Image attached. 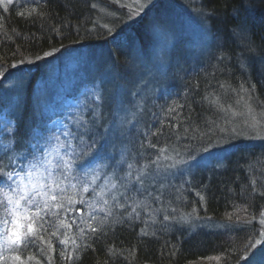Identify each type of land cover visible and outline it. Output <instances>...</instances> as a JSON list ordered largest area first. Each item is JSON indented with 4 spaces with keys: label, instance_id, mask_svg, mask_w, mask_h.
I'll list each match as a JSON object with an SVG mask.
<instances>
[{
    "label": "trees",
    "instance_id": "trees-1",
    "mask_svg": "<svg viewBox=\"0 0 264 264\" xmlns=\"http://www.w3.org/2000/svg\"><path fill=\"white\" fill-rule=\"evenodd\" d=\"M198 2L206 15L214 11V15L207 16L213 37L207 62L190 66L178 78L177 90L172 89L154 100L146 131L152 144L161 148L176 147L192 159L197 148L198 152L209 147L229 150L219 168H200L196 183L201 195L192 204L198 208L200 217L231 227L210 232L152 227L148 231L155 232V236L144 237L140 235L139 223L117 214L109 218L104 232L89 234L85 239H81L77 227L71 233L51 224L49 231H56L57 235L49 237L45 233V237L50 238L53 248L49 250L44 244L45 254H41L39 247H32L21 253L22 258L33 255L40 264L245 263L252 245L264 231V226L259 223L264 213V196L261 195L264 192V144L229 136V129L225 132L224 117L235 96L244 90L250 93V101L255 107L264 108V55L259 50L264 40V0ZM95 3L96 0H15V7L10 6L8 12L0 6V72L4 73L0 77V92L5 87L4 95H14L17 103L7 99L18 113L15 132L11 133L13 148L10 154L20 156L43 139L50 114L43 115L41 110H36V88L44 75L55 66L62 67L67 55L74 54L73 51L88 52L89 60H81L84 68L75 72H83L89 79L95 75L88 71L91 66H95L94 73L95 69H100L96 54L111 56L112 70H108L113 86L122 84L123 87L133 75L130 45L109 40L110 36L99 26L93 7ZM166 4L168 0H158L133 24L141 45H147L149 34L146 29L150 21L166 9ZM30 9H37L40 17L35 13L32 18L17 14ZM234 10H238V15H234ZM238 20L246 23L247 39L255 42L254 51L247 50L239 29H234ZM106 38L105 41L111 43L102 42ZM48 51L53 55L36 59ZM222 56L224 60L220 59ZM21 59L25 63L19 64ZM14 63L17 67H12ZM17 81L19 84L10 85ZM222 84L225 87L222 88ZM107 102L104 101V109ZM5 109L9 110L6 104ZM84 125L82 123V127ZM158 131L159 135H153ZM76 138L82 150L86 144L97 142L91 137H81L78 132ZM81 158L82 153L77 159ZM95 214L103 216V213ZM230 214L232 220L228 219ZM237 216L243 220L238 221ZM65 236L69 240L68 251L75 247L71 243L73 238L78 244L86 243L89 247L78 249L71 259H63L60 253L65 246L59 241ZM262 237L260 252L263 256L264 235ZM36 260H31V264H36ZM8 264L12 262L8 261Z\"/></svg>",
    "mask_w": 264,
    "mask_h": 264
},
{
    "label": "rangeland",
    "instance_id": "rangeland-1",
    "mask_svg": "<svg viewBox=\"0 0 264 264\" xmlns=\"http://www.w3.org/2000/svg\"><path fill=\"white\" fill-rule=\"evenodd\" d=\"M157 1L142 0L145 6L139 14H136L139 5L135 0H119L118 3L115 0H96L99 26L110 36L109 40L127 42L130 45L134 71L132 77L130 76L128 83L123 87L122 84L113 86L111 73L108 70H112L111 56L96 54L100 61V69L99 71L95 69L94 73L92 69L95 66H91L88 71L95 75L94 78L89 79L83 72L79 74L75 72L84 68L81 60L85 58L89 60L88 52L82 53L83 51L77 50L73 51L74 54L67 55L64 65L53 67L47 75H44L36 88V110H41L43 115L50 114L47 130L43 133V139L39 144H34L29 153L12 155L9 153L13 148L12 134L0 127V170L12 172L13 180L17 182L21 176H24V182L27 184L29 178L26 174L29 171L33 172L32 181L38 182L45 179L46 169L52 170L48 167V160L55 162L59 156H63L65 160L71 158V171L74 176L79 178L87 174L88 177L93 175L96 177L95 181L89 184V192L82 194L83 199L102 204L96 195L101 189L108 190L109 198L112 192L117 191L111 188L113 183L118 185L119 192L124 191L123 188H119V178L124 177L129 171L127 167L129 163L135 168L148 164L149 175L146 187L152 196L137 193L135 199L148 205L153 211L156 222L152 223L148 220V213L143 208L138 209L141 219L133 218L130 219L131 221L139 223L141 228L145 227L144 221H147L148 229L180 228L187 232H210L231 227L229 224L200 217L198 208L192 204V201L196 202L201 195L199 185L196 183L200 168L208 169L213 166L219 168L228 149L209 147V151L198 152V148H195V156L192 159L189 154L168 146L164 147L167 148L166 155L173 159L163 161V164L166 166L176 163V167L157 170L151 164L158 155V149L161 148L149 146V134L146 131L149 116L154 109V100L172 89L177 90L175 86L178 85V78L190 66L195 67L196 64L207 62L213 40L206 12L198 0H168L166 9L163 8L160 15L152 19L146 29L149 34L147 45H141L133 31V24H136ZM162 35L166 38L162 39ZM107 39L102 42L111 43L105 41ZM78 75L81 76L80 79L77 78ZM18 81L10 85L19 84ZM4 93L5 87L0 92V118L7 117L12 122L9 127L14 129L18 113L14 107H11L14 105L7 98L16 103L17 99L13 98L14 95L9 96L12 94L4 95ZM104 101H109L105 109ZM246 102L252 109L251 114L248 112ZM5 104L9 110L5 109ZM253 116L259 121V127L256 129L251 127ZM224 119L227 126L225 132L229 129V136L260 141L264 144V138H261L264 137V131H261L264 128V108L255 107L247 91L238 92L233 103L228 107ZM2 123L3 120L0 119V125ZM82 123L83 125L85 123L84 127ZM77 132L85 139L87 137L97 139V142H90L94 147L89 153L82 154L80 160L77 158L82 153V148L76 138ZM56 137L60 138L59 141ZM65 144L67 147H64ZM180 161H188V163H177ZM33 165L38 167L33 168ZM72 183L77 181L73 180ZM9 184L15 187L13 181H6L0 177V199L5 197V193L13 195ZM80 192V186L77 184L76 190L68 188L67 195H74L76 200H79ZM154 196H159V201L154 200ZM70 207L83 209L84 217H87L88 212L91 211L87 204L76 203ZM173 208L177 211L173 212ZM156 209L160 211H155ZM129 211L130 208L121 210L113 206V215H124V219L128 218ZM185 214L191 215L186 221L180 220L179 218ZM165 215L170 216L171 219L164 220ZM80 216L81 213L77 211L68 212L67 217L61 216L66 223L72 224L71 229L60 226L56 218H52V225L71 232L77 227ZM262 239L261 235L252 245L251 253L244 264H264V255L262 256L260 252ZM31 263L33 261H29V264Z\"/></svg>",
    "mask_w": 264,
    "mask_h": 264
},
{
    "label": "snow or ice",
    "instance_id": "snow-or-ice-1",
    "mask_svg": "<svg viewBox=\"0 0 264 264\" xmlns=\"http://www.w3.org/2000/svg\"><path fill=\"white\" fill-rule=\"evenodd\" d=\"M119 2V0H115ZM136 4L139 5L136 8V14L142 10L145 4L142 0H135ZM0 6H2L3 11L8 12L10 6L15 7V0H0ZM95 7V5H93ZM35 13L36 17H40L41 13L37 9H30L26 11H20L17 14L21 17L32 18ZM214 15V11H209L207 16L210 17ZM234 15H238V10H234ZM234 29H239V32L243 39L246 41V48L248 51H254L253 44L254 41L247 39L248 29L246 23L239 21L234 25ZM235 34V31H234ZM162 39H165L163 35ZM259 50L262 55H264V40L261 41L259 45ZM59 51V49H57ZM51 51L44 52L43 56H37L36 59H42L44 57L52 56ZM221 60H224L225 57H221ZM30 63L32 61H29ZM25 63L24 59L19 61V64ZM12 67H17V64H12ZM4 75L3 72H0V77ZM221 87H225L224 84ZM99 98V97H98ZM248 106V112L251 114L252 109L250 105ZM175 109H169V111H174ZM3 120L2 125L6 132L14 133L15 129L10 128L9 125L12 123L7 117L0 118ZM251 127L256 129L259 127V121L256 120L253 116ZM235 131V129H233ZM264 131V128L261 129ZM160 132L153 133V135H159ZM69 135V133H65ZM264 138V137H261ZM59 137H56V140L59 141ZM149 146L152 148H157L156 144H152L149 141ZM67 147V144L64 145ZM93 144H86L85 148L82 150V154L89 153ZM209 151L208 148L204 149ZM167 148H159L158 155L151 161V164L155 166L157 170L161 168H173L176 167V163H171L164 165L163 161H171L173 158L166 155ZM75 155V153H74ZM34 156V154H33ZM59 156V153H57ZM35 158V157H34ZM48 167L52 170H47V175L44 180L33 182L32 176L33 172L29 171L26 175L29 178L28 183L24 182L25 177L21 176V179L17 182L13 180L12 172L0 170V177H3L6 181H13L15 187H12L9 184L13 195H8L5 193V197L0 199V225H2V230H0V264H8V261H11L12 264H27V261L36 260L33 255H27V259L22 258L21 253H26L32 247H39L41 254H45L44 244H47L48 249L51 250L53 245L51 240L46 239L45 233H48L49 237L56 236V231H49V227L52 224V218H56L60 226L66 227L68 229L72 228L71 223H66L65 219H62L61 216L67 217L68 212L77 211L81 213L79 223L77 224V230L81 236V239H85L89 234L99 235L104 232L105 225H108L109 218L113 216V206L121 210L130 208V211L127 213L128 219H141L140 212L138 209H145L148 213V220L152 223H155L154 214L148 205L143 201H137L135 195L139 193L140 195L152 196V193L147 190L146 180L149 175L148 169L149 165L144 164L140 168H135L131 163L127 165L129 171L124 177L119 178V188H123V192H119L118 185L113 183L111 185L112 189H117V191L112 192L109 198L108 190L101 189L96 193L99 201L98 202H89L83 199V193L89 192V184L94 182L96 177H88L87 174L77 178L73 175L72 162L71 158L65 160L63 156H59V159H56L55 162L48 160ZM177 163H188V161H180ZM38 167V165H33V168ZM56 173H59L57 175ZM19 175V173H17ZM73 180H76L77 183H72ZM77 184H79L81 192V198L76 200L74 195H67V190L70 187L73 190L77 189ZM96 191V189H92ZM199 195V193H198ZM264 196V192L261 193ZM145 197V199L147 198ZM154 200L159 201V196H154ZM79 203L81 205L87 204V207L91 209L88 212L87 217L83 215V209H73L70 205ZM155 211H160L156 209ZM173 212H176L177 209L173 208ZM195 211V210H193ZM103 213V216H98L95 213ZM191 214H185L181 216L180 220H187L188 216ZM261 219L259 223L264 225V213L261 214ZM232 215L228 216L229 220H232ZM164 220L171 219L170 216L165 215ZM236 219L243 220V217L237 216ZM255 219V217H253ZM248 222V221H245ZM75 223V221H74ZM145 227L140 229V235L147 237L149 235L155 236V232H149L147 229L149 227L148 222L144 221ZM110 227V225H109ZM261 235H264V231L261 232ZM60 244L65 246V249L61 251L60 255L63 259H71L73 254L78 249H86L89 247L88 244H78L76 239L71 240L72 245L75 247L68 251L69 240L67 236L64 239H61ZM259 243V241L257 242ZM113 251L112 249L109 250ZM113 254H115L113 252ZM50 259V258H49ZM247 259V257H246ZM36 264H40L39 260H36Z\"/></svg>",
    "mask_w": 264,
    "mask_h": 264
}]
</instances>
